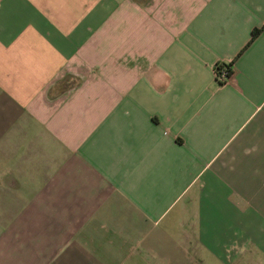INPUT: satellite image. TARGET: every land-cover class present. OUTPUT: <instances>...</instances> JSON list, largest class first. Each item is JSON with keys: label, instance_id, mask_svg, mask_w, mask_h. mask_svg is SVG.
Instances as JSON below:
<instances>
[{"label": "crops", "instance_id": "0c3cea01", "mask_svg": "<svg viewBox=\"0 0 264 264\" xmlns=\"http://www.w3.org/2000/svg\"><path fill=\"white\" fill-rule=\"evenodd\" d=\"M0 264H264V0H0Z\"/></svg>", "mask_w": 264, "mask_h": 264}, {"label": "trees", "instance_id": "16d2710c", "mask_svg": "<svg viewBox=\"0 0 264 264\" xmlns=\"http://www.w3.org/2000/svg\"><path fill=\"white\" fill-rule=\"evenodd\" d=\"M224 72L225 73V77L224 79H229L232 71H231V66L229 64H222V65H217L214 69V73H215V80L217 81V83H219V85H222L225 83V80H221V73Z\"/></svg>", "mask_w": 264, "mask_h": 264}, {"label": "built area", "instance_id": "2783aa9c", "mask_svg": "<svg viewBox=\"0 0 264 264\" xmlns=\"http://www.w3.org/2000/svg\"><path fill=\"white\" fill-rule=\"evenodd\" d=\"M224 75H225V73L222 72V73H221V80H225V79H224V77H225ZM227 80H228V79H226L225 82H226Z\"/></svg>", "mask_w": 264, "mask_h": 264}]
</instances>
